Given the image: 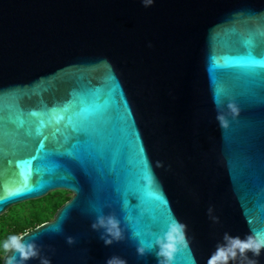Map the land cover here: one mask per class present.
<instances>
[{"label": "water", "instance_id": "water-1", "mask_svg": "<svg viewBox=\"0 0 264 264\" xmlns=\"http://www.w3.org/2000/svg\"><path fill=\"white\" fill-rule=\"evenodd\" d=\"M249 91L264 93V0H0V215L72 193L22 234L38 255L1 264H162L169 236L170 264H211L264 237ZM101 215L119 222L110 244ZM217 264H264V248Z\"/></svg>", "mask_w": 264, "mask_h": 264}, {"label": "clouds", "instance_id": "clouds-1", "mask_svg": "<svg viewBox=\"0 0 264 264\" xmlns=\"http://www.w3.org/2000/svg\"><path fill=\"white\" fill-rule=\"evenodd\" d=\"M143 2L147 5L151 4L153 0H143ZM118 223V220L114 216L101 215L93 222L92 227L94 229H104V232L107 235L105 236L102 234L101 238L104 239L105 244H110L112 243L113 238L119 239L121 236ZM171 241L172 237L169 236L168 242H164L160 246V254L169 258L168 260L163 261L162 264H170V257L172 255L171 249L174 248V244ZM69 242H72L71 237H69ZM262 248H264V237L257 238L256 236L250 235L245 240L235 238L227 252L225 250H220L219 253L212 258L211 264H217V261L220 260L226 262L229 259V256L235 257L236 249H239L242 254L246 250H252L255 254L259 255ZM10 249L18 252L19 256L25 261L38 255V249L35 243L24 241L22 234L10 235L6 239L0 241V259H4V255ZM138 251L143 253L144 249L141 247ZM15 260V257L9 256L5 260V264H14ZM42 264H50V262L47 259H44L42 260ZM106 264H126V261L119 257H110Z\"/></svg>", "mask_w": 264, "mask_h": 264}, {"label": "trees", "instance_id": "trees-1", "mask_svg": "<svg viewBox=\"0 0 264 264\" xmlns=\"http://www.w3.org/2000/svg\"><path fill=\"white\" fill-rule=\"evenodd\" d=\"M59 194L57 193L56 196ZM61 196V195H60ZM69 199V197H59L54 201H45V204L39 206L34 212L25 216L19 213H13L8 210L4 215L0 216V241L6 239L10 235L23 234L31 230L35 226L48 221L54 216L57 209ZM3 259H0V264Z\"/></svg>", "mask_w": 264, "mask_h": 264}, {"label": "rangeland", "instance_id": "rangeland-1", "mask_svg": "<svg viewBox=\"0 0 264 264\" xmlns=\"http://www.w3.org/2000/svg\"><path fill=\"white\" fill-rule=\"evenodd\" d=\"M57 193L59 194L58 196H56ZM60 195L62 197H71L72 193H68L67 190L57 189V190L51 191L49 194H47L46 196H43L41 198L31 199V200H27V201L15 204L12 207H10L8 210L13 208L11 210V212H13L14 214L19 213L21 215L24 214L25 216H28L29 214L34 212L36 208L44 205L45 201H54L55 199H59V197H61ZM4 214H2V215H4ZM2 215H0V216H2ZM52 218H53V216L51 217V219Z\"/></svg>", "mask_w": 264, "mask_h": 264}, {"label": "snow or ice", "instance_id": "snow-or-ice-1", "mask_svg": "<svg viewBox=\"0 0 264 264\" xmlns=\"http://www.w3.org/2000/svg\"><path fill=\"white\" fill-rule=\"evenodd\" d=\"M245 63L249 68V71L245 72V75L253 80L258 78L259 73L257 71V65L261 64V61L255 60L251 57V55H249ZM240 102L242 105H253L256 103L264 104V93L258 94L256 92L249 91L241 96ZM87 144L88 141H86V145Z\"/></svg>", "mask_w": 264, "mask_h": 264}, {"label": "flooded vegetation", "instance_id": "flooded-vegetation-1", "mask_svg": "<svg viewBox=\"0 0 264 264\" xmlns=\"http://www.w3.org/2000/svg\"><path fill=\"white\" fill-rule=\"evenodd\" d=\"M68 193H71L70 191H67ZM70 198V197H69Z\"/></svg>", "mask_w": 264, "mask_h": 264}]
</instances>
